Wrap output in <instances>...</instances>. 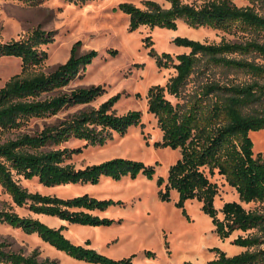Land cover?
Masks as SVG:
<instances>
[{
	"label": "trees",
	"instance_id": "obj_1",
	"mask_svg": "<svg viewBox=\"0 0 264 264\" xmlns=\"http://www.w3.org/2000/svg\"><path fill=\"white\" fill-rule=\"evenodd\" d=\"M28 5L40 0H20ZM84 3L87 0H67ZM164 9L153 0L143 1V7L120 3L115 10L129 16V31L140 26L176 28L182 20L193 28L211 27L228 33L264 32V14L253 6H238L234 0H166ZM250 3L264 0H248ZM54 40V32L38 27L19 40L0 42V57H16L21 71L0 88V186L17 207H25L32 215H44L69 224L106 227L114 220L101 217L111 206L122 201L98 199L88 194L61 198L30 192L20 178H36L46 187L61 185L98 184L102 178L119 181L141 175L152 180L155 166L141 161L116 157L97 164L77 168L71 159L82 148H62L70 138L83 140L85 146L103 145L114 133L123 135L141 122L142 113L130 110L117 114L114 105L120 95H114L99 107L89 104L105 91L102 86L68 89L70 83L86 73V67L98 56L91 50L77 52L78 43L68 60L51 71L40 68L48 58L42 49ZM150 41L149 39H147ZM176 46L188 53L173 57L170 53L149 55L160 68H174L175 75L165 85L151 86L147 92L148 113L154 115L162 132V141L155 147L178 149L180 158L169 167L167 178L158 177V198L170 201V192L178 195L176 208L188 220L187 201L201 203L220 239L238 235L232 244L242 248L229 256L213 248L216 257L207 264H264V153H254L249 134L264 129V63L236 55L255 54L264 61V43L254 38L235 41L222 39L218 43H202L186 37H176ZM116 55L115 50H108ZM199 63L206 67H224L244 72L249 80L223 83L208 80L191 95L184 91ZM177 100L174 104L169 98ZM82 106V107H80ZM76 111L55 123H45L41 129L32 128L33 120H48L62 111ZM222 176L235 189L239 202H225L218 217L215 198L218 186L211 178ZM243 203H255L245 209ZM19 228L36 234L43 242L72 259L89 264H134L133 257L112 259L85 245L73 243L64 234L65 226L51 227L37 218L23 217L8 208H0V225ZM147 256H154L148 252ZM1 264H57L55 260L40 259L37 250L23 254L0 243Z\"/></svg>",
	"mask_w": 264,
	"mask_h": 264
},
{
	"label": "rangeland",
	"instance_id": "obj_2",
	"mask_svg": "<svg viewBox=\"0 0 264 264\" xmlns=\"http://www.w3.org/2000/svg\"><path fill=\"white\" fill-rule=\"evenodd\" d=\"M145 0H87L74 3L67 0H40L28 5L20 0H0V42L19 40L35 28L54 32L53 42L43 45L48 58L40 68L51 71L57 65L68 60L72 47L78 43L79 54L96 50L98 56L86 67L81 78L74 79L68 89L86 86H102L105 93L89 104L97 108L114 95L120 98L114 105L117 114L130 110L142 113L141 122L130 127L125 134L114 133L103 145L85 146L83 140L70 138L61 145L62 148H82L74 155L71 162L77 168L97 164L112 158L122 157L138 160L146 165L155 166L152 180L141 175L135 179L124 177L119 181L102 178L98 184H76L46 187L36 178L19 183L30 192L53 195L61 198L88 194L98 199L122 201V205L109 207L103 212H96L101 217L113 219L106 227H89L69 224L59 219L32 215L27 208L17 207L10 195L0 186V208L12 209L20 216L37 218L51 227L65 226L64 234L73 243L94 248L112 259L133 257L134 264H207L217 255L213 248H219L227 255L238 254L243 249L237 248L232 241L241 233L235 231L229 238L220 239L211 219L201 210V203L187 201L185 209L188 220L182 211L176 208L178 195L170 192V201L158 198V177L167 178L169 167L180 158V151L171 148L155 147L162 141V132L154 115L148 113L147 92L151 86L165 85L175 75V69L160 68L155 59L149 55L155 52L170 53L173 57L188 53L189 49L176 46V37H186L202 43H218L222 39L240 40L254 38L264 43V32L228 33L211 27L193 28L182 20L177 21L176 28L161 26H140L129 31V16L115 10L118 4L128 2L143 7ZM164 9L170 4L166 0H153ZM191 2V0H183ZM238 6H253L264 14V2L250 3L248 0H234ZM149 39L150 41H148ZM108 50H115L111 55ZM257 63H264L255 54L236 55ZM21 71V61L16 57H0V88L15 74ZM244 72L224 67H206L199 63L188 82L184 95H191L208 80L223 83L249 80ZM168 98L175 104L177 100ZM82 107V106H80ZM67 109L48 120H33L31 127L41 129L45 123H55L76 111ZM253 141L254 153H264V129L249 134ZM211 180L218 186L215 207L218 217L225 202L237 201L239 196L224 178L215 175ZM251 210L255 203H243ZM0 243L9 249L27 255L37 250L40 259L55 260L57 264H89L70 258L43 242L36 234H27L19 228L6 224L0 225ZM152 252L154 256H147ZM1 264V263H0Z\"/></svg>",
	"mask_w": 264,
	"mask_h": 264
},
{
	"label": "crops",
	"instance_id": "obj_3",
	"mask_svg": "<svg viewBox=\"0 0 264 264\" xmlns=\"http://www.w3.org/2000/svg\"><path fill=\"white\" fill-rule=\"evenodd\" d=\"M237 248H240V247H238V246H236ZM240 249H242V248H240Z\"/></svg>",
	"mask_w": 264,
	"mask_h": 264
}]
</instances>
